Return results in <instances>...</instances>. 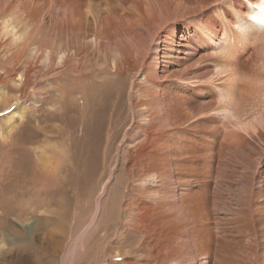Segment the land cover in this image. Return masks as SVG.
<instances>
[{
    "label": "bare ground",
    "instance_id": "1",
    "mask_svg": "<svg viewBox=\"0 0 264 264\" xmlns=\"http://www.w3.org/2000/svg\"><path fill=\"white\" fill-rule=\"evenodd\" d=\"M183 31L190 34L187 40ZM192 35L198 43L195 52L204 49L212 58L214 72L207 78L209 83L223 76L226 81L235 79L237 72L252 73L254 88L244 89L245 93H251L252 103L243 106L228 100L227 93L231 96L229 90L234 92L236 87L227 86L228 83L225 88H216L221 106L214 114L223 115L234 129L243 124L241 131L252 128L255 135L261 136L264 130V0H0V100L8 108L14 107L8 132L18 129L29 118L26 105L29 97L41 96L42 104L35 112L42 115L36 117L48 126L40 134L54 133L45 138L63 141L60 148L56 143L40 147L32 181L29 179L36 188L33 208H21L16 216L20 220L23 214L30 218L36 214L42 216L38 215V223H27L19 230L10 228L11 234L22 242L8 248L0 245V264H23L26 258L34 264H56L54 259L67 245L71 249L70 264L77 260H97V252L104 249L97 222L102 204L89 220L85 221L84 213H76L74 226L69 223L67 211L60 214L59 209L52 208L59 207L65 199L57 198L61 193L60 168L67 151L64 142L79 139V133L86 141H98L103 137L101 129L107 120L118 124L127 122L119 110L126 92L120 82H130L134 122L149 126L152 134L162 131L163 125L168 128L166 123L171 124L172 108L163 105V97L171 93L173 84L170 88L164 86L168 81L189 83L187 61L191 54L187 49H191L188 47ZM173 66L180 69L171 74L169 70ZM193 83L198 85V80ZM167 88L168 91L164 90ZM9 91L18 93L9 96ZM183 103L177 115L185 113ZM44 104L54 112L48 113ZM65 122L74 125L69 137L70 128H65L68 125ZM119 134L111 138L109 154ZM154 141L156 151L166 154L165 140L154 137ZM159 174L163 181L166 174L163 171ZM157 180L146 179L141 184L155 185L159 183ZM106 192L104 188L101 194L105 197ZM168 205L172 207L171 203ZM58 214L61 216L57 217ZM59 221L62 229L50 228ZM186 230L179 232L178 239L174 237L178 244L185 243ZM170 245L166 244L168 248ZM178 255L174 259L180 262L191 256L188 251Z\"/></svg>",
    "mask_w": 264,
    "mask_h": 264
},
{
    "label": "rangeland",
    "instance_id": "2",
    "mask_svg": "<svg viewBox=\"0 0 264 264\" xmlns=\"http://www.w3.org/2000/svg\"><path fill=\"white\" fill-rule=\"evenodd\" d=\"M185 33L183 31L182 35L187 40L190 34ZM195 40L192 35L188 47L191 49H187L191 54L187 61L189 83L168 81L164 86L170 88L173 84L171 93L163 97V105L172 108L173 118L170 125L166 123L168 128L163 125L161 132L152 134L149 126L134 122V94L130 90V82H120V86L126 87V92L119 110L127 122H104L101 129L104 134L99 142L93 139L86 141L80 133L81 139L64 142L67 151L60 168L61 193L57 198L65 199L60 201L59 207L52 208L59 209L60 214L68 212L69 223L74 226L76 213H84L85 221L89 220L102 204L97 222L104 249L102 252L96 250V261L77 260L73 264H264V130L261 136H257L252 128L241 131L243 124L234 129L223 115L214 114V110L221 106L216 88H225L228 83L230 87L236 85L234 92L226 87L236 99L227 93L228 100L243 106L252 103L251 93L244 92V89L254 88L252 73L237 72L235 79L226 81V76H223L209 83L207 78L214 72L210 64L212 58L204 49L195 52V47H198ZM179 69L173 66L169 71L172 74ZM194 80H198V85L193 83ZM16 93L9 91L7 94L14 96ZM40 97H29L26 104L29 118L11 133L8 132L9 117L14 107L8 108L0 100L1 248L22 242L11 234L10 228L19 230L27 223H38L39 214L32 218L23 214L22 220L16 215L21 208H33L36 188L31 176L40 147L46 143L59 146L62 141L45 138L54 133L45 131L40 134L48 126L36 117L42 115L35 112L42 104ZM181 103L186 108L185 113L177 115ZM44 108L48 113L54 112L49 105L44 104ZM65 123V128H70L69 137L74 125ZM117 132L120 134L114 139L109 154L111 138ZM233 132L238 135H233ZM154 137L165 140L167 155L162 150L156 151ZM161 163H166V166ZM162 171L166 174L163 181L159 174ZM146 179H159V183L142 185ZM104 188L105 192L107 190L105 197L101 194ZM50 195L53 196L52 193ZM45 215L49 216L48 212ZM7 220L11 221L5 223ZM59 222L50 228L62 229V221ZM184 229L188 232L185 233L184 244L189 248L176 240ZM167 243L174 245L169 249ZM178 245H183V248ZM66 248L57 256L58 259H54L56 264H70L71 249L68 245ZM187 251L191 254L189 260L180 262L174 259ZM23 264L34 262L26 258Z\"/></svg>",
    "mask_w": 264,
    "mask_h": 264
}]
</instances>
